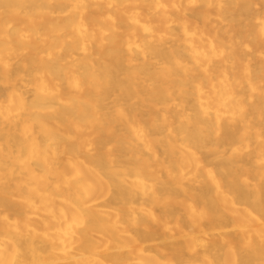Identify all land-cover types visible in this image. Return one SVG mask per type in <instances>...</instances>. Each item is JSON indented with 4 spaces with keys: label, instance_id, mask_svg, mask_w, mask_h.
<instances>
[{
    "label": "bare ground",
    "instance_id": "6f19581e",
    "mask_svg": "<svg viewBox=\"0 0 264 264\" xmlns=\"http://www.w3.org/2000/svg\"><path fill=\"white\" fill-rule=\"evenodd\" d=\"M0 264H264V0H0Z\"/></svg>",
    "mask_w": 264,
    "mask_h": 264
}]
</instances>
